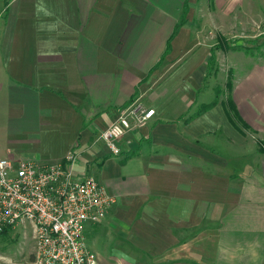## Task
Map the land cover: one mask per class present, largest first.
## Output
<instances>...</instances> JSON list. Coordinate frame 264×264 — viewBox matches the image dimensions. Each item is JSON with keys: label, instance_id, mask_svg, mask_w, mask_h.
<instances>
[{"label": "crops", "instance_id": "0c3cea01", "mask_svg": "<svg viewBox=\"0 0 264 264\" xmlns=\"http://www.w3.org/2000/svg\"><path fill=\"white\" fill-rule=\"evenodd\" d=\"M185 1L0 0V157L50 164L71 153L76 178L94 169L115 203L88 230L123 242L114 264H264V59L238 77L240 93L232 81L245 127L224 100L199 113L218 41L200 38L198 0L181 23ZM214 3L217 31L233 0ZM136 100L154 116L113 155L100 133ZM250 138L260 163L247 160ZM18 228L32 238L26 224L0 239ZM33 250L0 251V264H33Z\"/></svg>", "mask_w": 264, "mask_h": 264}, {"label": "built area", "instance_id": "2783aa9c", "mask_svg": "<svg viewBox=\"0 0 264 264\" xmlns=\"http://www.w3.org/2000/svg\"><path fill=\"white\" fill-rule=\"evenodd\" d=\"M152 116L153 109L133 101L99 138L118 155L117 142ZM75 156L55 164L0 157V233L30 225L33 264H97L85 244V228L102 221L115 199L94 177H75Z\"/></svg>", "mask_w": 264, "mask_h": 264}, {"label": "rangeland", "instance_id": "374dc122", "mask_svg": "<svg viewBox=\"0 0 264 264\" xmlns=\"http://www.w3.org/2000/svg\"><path fill=\"white\" fill-rule=\"evenodd\" d=\"M226 1L227 0H219V4L220 2L224 4ZM196 2L197 0L195 4ZM213 3L214 0H198L196 5V9L198 11L201 10L205 14V22L203 23V27L205 25L204 31L200 33L201 40L204 42L208 41L209 37L212 35L217 37V41L221 38L219 41L220 47L217 50L219 56L215 57V59H218V75H216V77L213 75L203 84L198 94L197 109H200L199 107L203 104H209L215 101H226L225 98L228 94L224 84L228 73L231 74L232 81L233 78L239 80V82L235 81V86L237 92L240 93L239 90L241 85L238 77L241 78L248 68H250L252 59H264V0H233L231 6L232 13L226 16L220 13L221 16L218 17L219 20L216 22L219 25L217 31L214 29L215 27L211 21L213 18L212 15L209 16L207 14V10L213 8ZM214 5L217 7L215 3ZM216 13L218 14L217 9ZM214 18L216 20L217 17ZM260 134L261 133L257 135L258 138L264 140V134ZM257 142L258 146L262 143L260 140ZM218 149H221V145L218 146ZM254 151L255 141L250 138L249 151H246L248 153L247 160L250 164L260 163L262 161L260 157L257 156L259 153L253 155ZM262 152H264V148ZM228 158L232 159L230 162L233 161L232 164L234 165L239 163L235 153L234 155L232 153V157L228 156ZM93 170L90 171V176L95 175V171ZM90 226H92V224L86 225L84 240L87 248L95 255L97 264H100V260L107 264H114L116 259H124V256L119 255L120 252H117L118 244H122V241L115 239L106 244L102 243L100 240H93V238H91V231L88 230ZM90 242L92 244L96 243L97 245L93 246ZM33 247L34 241L30 233H28L25 239L23 231H21L20 228L15 232H10L9 235L3 239H0V251H4L6 254L13 256H19V251L21 249L28 252L32 250ZM138 256L141 257V261L145 260L143 255L138 254Z\"/></svg>", "mask_w": 264, "mask_h": 264}, {"label": "trees", "instance_id": "16d2710c", "mask_svg": "<svg viewBox=\"0 0 264 264\" xmlns=\"http://www.w3.org/2000/svg\"><path fill=\"white\" fill-rule=\"evenodd\" d=\"M189 0H186L185 3H184V6H183V16H182V20H181V23L183 21H185V18H186V14H187V11H188V7H187V3H188ZM180 26V25H179ZM179 26H176V28L174 29V31L172 32L170 38H169V41L176 35V32L179 28ZM221 38H219V41H220ZM217 43V45L211 50V54H210V60L208 62V71H209V74L211 73H217V63H216V59H215V56H214V53L215 51H217L219 49V42ZM167 49H169V43H168V47ZM230 72V71H229ZM225 89L227 90V98H226V101L225 102H222V104L225 106L226 108V114H227V117L228 119H230L231 121H234L233 122V125L234 127L238 128L237 126V123H239L241 126L245 127L244 124L241 122L240 120V117L238 116L237 114V110H236V107H235V104L234 102L232 101L231 97H230V94H231V91H232V80H231V74L228 73L227 75V79H226V82H225ZM216 102V101H215ZM215 102L211 103V104H208V105H203L201 107V110L199 113H202L206 110H208L209 108H211ZM261 145H259V150L262 151L263 148H264V143H260ZM9 230L5 229L3 230L1 233H0V237L5 235Z\"/></svg>", "mask_w": 264, "mask_h": 264}]
</instances>
